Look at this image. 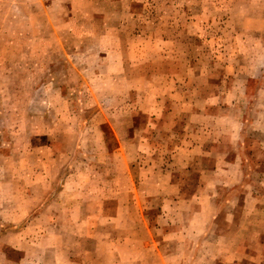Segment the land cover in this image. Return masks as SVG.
<instances>
[{
	"label": "rangeland",
	"instance_id": "374dc122",
	"mask_svg": "<svg viewBox=\"0 0 264 264\" xmlns=\"http://www.w3.org/2000/svg\"><path fill=\"white\" fill-rule=\"evenodd\" d=\"M2 12L0 264H114L101 239L144 229L200 264H264V0Z\"/></svg>",
	"mask_w": 264,
	"mask_h": 264
},
{
	"label": "crops",
	"instance_id": "0c3cea01",
	"mask_svg": "<svg viewBox=\"0 0 264 264\" xmlns=\"http://www.w3.org/2000/svg\"><path fill=\"white\" fill-rule=\"evenodd\" d=\"M9 2L10 0H0V6L2 5V7H5L7 3L9 5ZM0 15H3L4 17L5 12L0 13ZM79 31L80 30H78L77 28L73 29V33H78ZM117 31L119 32V30L117 29L110 30V33H116ZM107 46L110 47L112 46V44L108 42ZM108 47L107 49H109ZM114 49L117 50L116 44L114 45ZM222 107L223 106L218 105V107L214 108L221 109ZM220 114L222 113H219L218 115ZM182 145L183 144H180L178 151L182 149ZM117 177L118 180H120L121 185L120 187L114 189V193H119L120 195H122L123 190L125 189L122 185L123 174L119 173ZM122 211L123 203L121 204V208L118 214L111 217L113 219V222L118 223L121 228L124 226L122 224L123 216L120 213ZM139 232L140 231H131L127 236H121L120 234V236L115 237L111 241H107V238L103 237L104 239H101V242H105L106 252L102 255V257L114 258V264H200L199 262H195L194 259H191L189 257L190 252L188 249L190 248H187L186 245H183L180 251L176 249L174 252H171L170 250V252L167 253L166 251H161L160 249L156 248L155 238L145 234V229L144 234H141ZM178 238L180 239L181 237ZM181 239L182 243H187L189 241L187 237ZM126 244L129 245L130 248L127 251H124L126 248Z\"/></svg>",
	"mask_w": 264,
	"mask_h": 264
}]
</instances>
